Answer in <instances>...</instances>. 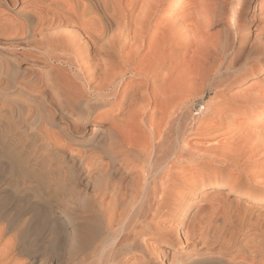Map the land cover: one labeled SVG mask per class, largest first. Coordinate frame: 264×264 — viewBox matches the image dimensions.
<instances>
[{
  "label": "bare ground",
  "instance_id": "1",
  "mask_svg": "<svg viewBox=\"0 0 264 264\" xmlns=\"http://www.w3.org/2000/svg\"><path fill=\"white\" fill-rule=\"evenodd\" d=\"M44 1L48 9L34 10L42 59L69 66V73L58 74L54 81L65 85V97L79 104L61 129L84 132L93 120L79 140L108 162L95 165L98 175L89 195L84 182L83 191L56 197L46 189L47 161L31 162L0 128V242L8 236L2 242L8 264H140L146 257L147 264L159 258L164 264H223L208 254L180 259L167 252L166 242L153 256L150 250L158 238L172 235L164 226L172 215L168 196L188 168L184 164L181 172L175 170L185 154L189 162L231 159L234 169L244 174L264 161V0H255L257 8L254 0ZM213 14L229 30L219 45L204 30ZM5 15L0 7V25L22 28L21 21ZM249 18L256 32L251 41L238 30ZM23 62L11 49L0 51V63L14 66L16 74H22ZM258 73L261 82L256 81ZM208 92L193 116L190 107ZM53 133L47 138L56 147L63 145ZM190 134L202 141L190 145ZM136 167L138 173L126 180L123 175ZM220 189H227V196L236 193L264 203V194L238 192L223 182L206 192L215 195Z\"/></svg>",
  "mask_w": 264,
  "mask_h": 264
},
{
  "label": "rangeland",
  "instance_id": "2",
  "mask_svg": "<svg viewBox=\"0 0 264 264\" xmlns=\"http://www.w3.org/2000/svg\"><path fill=\"white\" fill-rule=\"evenodd\" d=\"M0 2V7L4 9L6 17H15L23 23L21 29L14 27L6 29L3 25H0V51L11 49L24 58L21 67L23 70L21 72L22 74H16L14 66H4L0 63V68L3 66L0 69L1 131H4L3 135L5 137L7 136V138L10 139L13 138L11 140L16 146H18L22 155L24 156L25 154V157L31 162L35 161L45 164L47 161L44 165V181L49 193L51 192V194L56 197L63 192L64 195L72 196L71 193L75 194V192L79 190L81 191L82 188H85V185H83L85 182L87 185L85 190L89 195L91 193V190L89 189H91L94 184L93 181L96 179V175H98L97 170H95L97 169V166L95 165L100 162H108V157L101 154L98 158L96 153L92 151V148H89L91 146L84 145V143L79 140L85 133H87L88 127L94 123L93 120L84 125V132L79 131V134L77 132L71 133L70 131H64L61 129L64 128L65 124L68 123L70 119L74 118L75 108L79 106V104L73 102L69 97H65V95H67L66 92H63L67 88L65 85L63 87V84L60 85L56 80L54 81L58 74L64 72L65 74L69 73V66L58 63L54 60H50L49 63H47L42 59L43 50L42 47H40L41 44H39L41 41L38 42L39 38L41 39L42 36L38 34V31L34 28L36 23L34 10H36L37 7L48 9V3L44 0H16L15 4L7 3L6 0H0ZM46 3L47 7L45 6ZM253 3H255V0ZM180 4H178L179 10L183 7V4ZM254 6L257 8L258 4L255 3ZM262 8H264V4ZM241 9L243 10V7ZM26 21L30 23H27ZM252 22L251 18H249L244 20V25L238 26L240 33H243V36L247 34L249 41L253 39L254 34L256 33L254 29H252L253 27H251ZM263 22L264 20H262V23ZM222 25L223 22L219 16L213 14L207 22V25L204 26L205 34H208L210 36L209 38H212L211 40H213L214 43L217 42L218 45L229 31L227 27L226 29L228 31L225 29V26L223 25V27ZM3 28L7 31L3 30ZM16 30H18V32H16ZM248 46L249 43H247L242 49L244 53L248 50ZM211 56L213 59V54H211ZM31 57L40 61H37L36 63L30 62L29 60ZM35 67H41V70L44 71L37 70ZM261 74L262 73H258L256 81L261 82ZM23 75L25 77H23ZM29 80H31L32 83ZM141 81V79L136 80V82ZM210 94L208 92L205 96L195 100L194 105L190 107L193 116L197 115L198 111L202 108V102L208 100ZM37 112L38 114H35ZM39 113H42L43 116ZM111 113L114 114L113 111ZM44 116H47V118ZM41 121L43 122L41 123ZM108 124L109 123L106 121L101 123V125L106 127H109ZM6 128L8 129V132H6ZM50 130L55 132L53 133ZM133 130V137L139 136L137 133L139 131L135 128ZM67 132L69 133L67 134ZM52 133V137L54 138L60 136L58 139H60V142L63 143V145L60 144V146L57 147L55 146L56 144L53 145V142L51 141L52 138H47L51 136ZM190 135H188L190 145L191 143L195 144L202 141L200 137L194 136L193 134ZM24 138L26 140H24ZM61 146L63 149H61ZM70 148L72 150H70ZM68 149L70 151H68ZM70 152L73 153L70 154L72 156L69 155ZM183 157H185L183 158L184 160L186 158L188 160L184 161L181 158L175 166H178V169L175 170L180 171V166L184 164L188 168L184 173L179 175L176 182H173V187L169 191L170 195L168 196V201L172 208L170 213H172V215L166 218L164 221L165 224L163 223L165 228L169 229L172 235L167 238L157 237L158 239L154 242L150 254L153 256L157 246H161L166 242L168 243V248L166 247L168 249L167 252H173V254L177 257L179 256L180 259L184 258V256L196 258L208 254L212 256V258L218 259L223 264H257V262L258 264H264V203L248 201L247 199L238 196L236 193L232 194V196H227L224 193L227 189H220L215 195L206 192L207 188L210 186L223 182L229 186L232 184L235 185L238 192H247L257 195L264 194V161L261 160V164L258 163L255 168L244 174L238 169H234L235 163L231 159L226 161V163L212 162L209 160H206L205 162H189L190 158L187 154ZM72 161L76 162L78 165L76 164L72 166ZM86 161L87 164L83 166ZM79 163L81 164L79 165ZM232 168V174L228 175L229 169ZM138 171L139 170L136 167L134 170L125 173L123 176H125L127 180L130 177H134V174L138 173ZM79 174L82 176L81 181L79 179L80 176H78ZM236 176L239 178L238 183H233L236 181ZM51 179L55 181H50ZM57 179L61 182L56 181ZM209 194L210 196L206 197V195ZM107 199L109 200V197H106V200ZM177 205L179 206L177 207ZM180 213L182 217L179 216ZM197 222L199 224H197ZM2 225H4V221H0V228L3 227ZM6 238H8L7 235L3 240H7ZM3 240L0 242V264H8L10 256L4 252L6 249H3ZM163 259L164 258H161V260L160 258L157 259L156 264H164L165 260ZM143 260L140 264H147V257L144 261ZM60 264H68V261L62 260Z\"/></svg>",
  "mask_w": 264,
  "mask_h": 264
}]
</instances>
